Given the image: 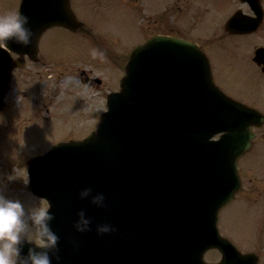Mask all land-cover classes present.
Masks as SVG:
<instances>
[{"label":"water","instance_id":"water-1","mask_svg":"<svg viewBox=\"0 0 264 264\" xmlns=\"http://www.w3.org/2000/svg\"><path fill=\"white\" fill-rule=\"evenodd\" d=\"M20 12L34 36L28 45L11 39L0 48V109L13 70L23 65L8 51L31 57L46 29L82 25L69 0H22ZM198 53L196 45L166 36L136 47L96 130L28 162L29 189L55 214L59 264H207L208 249H231L207 236L208 225L238 190L237 161L264 116L214 91ZM222 131L229 134L211 141ZM85 187L103 192L105 206L80 199ZM81 208L92 218L84 233L74 228ZM102 223L116 230L99 234Z\"/></svg>","mask_w":264,"mask_h":264},{"label":"rangeland","instance_id":"rangeland-1","mask_svg":"<svg viewBox=\"0 0 264 264\" xmlns=\"http://www.w3.org/2000/svg\"><path fill=\"white\" fill-rule=\"evenodd\" d=\"M124 1L72 0L73 11L86 22L92 32L88 37H96V42L61 27L51 28L41 43L42 53L51 63L34 66L28 62L27 67L16 70L5 107L0 111V190L5 195L31 202L27 161L62 140H79L94 130L95 122L105 110V95L118 90L123 66L133 47L144 44L153 33L172 35L175 31L183 37L200 36L218 22V13L228 6V0H208L212 8L209 16L195 25L197 12L188 15L187 3L184 5L182 1L177 5L183 10L176 16L169 11L175 4L163 0ZM19 4L20 0H0V15L18 11ZM195 5L193 2L192 6ZM172 20L177 23L175 30ZM197 40L204 42L200 37ZM239 42H244L242 47L246 50L251 40L242 38ZM237 60L240 77L233 75L239 84L232 85L218 77L217 82L236 94H244L242 86L255 90L250 83L256 77L255 69L242 58ZM81 69L89 72L91 78H100L102 84L85 81L79 73ZM255 91L258 93L254 96H263L253 99L256 109L264 112V87ZM263 133L264 128L259 132L260 143L264 141ZM253 154L252 167H256L260 159L264 160V150L259 148ZM261 168L259 165L256 170ZM236 212L241 231L233 239L238 246L248 249L254 245L255 238L240 234H248L245 225L250 218L241 215L240 210Z\"/></svg>","mask_w":264,"mask_h":264},{"label":"flooded vegetation","instance_id":"flooded-vegetation-1","mask_svg":"<svg viewBox=\"0 0 264 264\" xmlns=\"http://www.w3.org/2000/svg\"><path fill=\"white\" fill-rule=\"evenodd\" d=\"M124 1V0H121ZM171 4L169 11L173 16L180 12L181 7L177 5L178 2L187 3V8L190 11L188 15L197 12L198 20H195V25L204 18L209 16L211 12V4L208 0H163ZM196 5L193 7L192 3ZM214 9V8H213ZM183 10V9H182ZM218 22L209 26L206 32L201 33L200 36L183 37L184 39L196 41L201 46L202 51L207 55L213 79L215 84L228 96L238 100L251 107L257 108L256 103L253 101L255 98H263L262 95L254 96L255 90L264 87V0H228L227 10L218 13ZM171 18V17H170ZM235 18L231 28H228V21ZM172 27L176 29L177 23L172 20ZM195 29V27L193 26ZM85 34H90V31L83 30ZM175 33V32H174ZM176 35V34H175ZM200 37L204 42H199L197 38ZM249 38L246 50L242 47L244 42H239V39ZM42 53V52H41ZM39 52V60L35 64L49 63L46 56H41ZM238 58H242L246 63L252 66L256 73L254 78L250 81L254 89H246L245 86L241 87L242 92L245 94H236L230 91L225 85H221L218 80L221 78L226 83L238 85L234 75L237 76L239 70ZM85 81L94 83L96 78L91 80L89 73L85 70L80 72ZM234 74V75H233ZM240 77V76H237ZM249 78V77H248ZM102 84V83H101ZM258 109V108H257ZM263 129V128H262ZM258 136L253 141L250 151L239 161V172L242 179V187L236 194L232 202L226 205L219 215V230L223 237H227L233 244L243 253L251 254L257 257V264H264V160L258 162L256 167L262 165L260 171L256 167H252V157L257 149L264 150V141L260 143L259 132ZM264 135V133H263ZM249 182V184L247 183ZM235 210V211H234ZM236 210L241 211V215H248L250 221L245 225V230L248 234L241 233L240 237H254L255 243L250 248L245 249L237 245L233 237H237L236 232L239 231L236 217L238 216ZM236 244H235V243ZM215 255L213 261H218L222 255L217 251H212L208 254ZM247 264V263H245Z\"/></svg>","mask_w":264,"mask_h":264},{"label":"clouds","instance_id":"clouds-1","mask_svg":"<svg viewBox=\"0 0 264 264\" xmlns=\"http://www.w3.org/2000/svg\"><path fill=\"white\" fill-rule=\"evenodd\" d=\"M34 33L30 27V18L13 11L0 15V45L11 39L28 45ZM82 200L89 199L96 207L105 206V194L94 192L92 187H85L79 192ZM31 202L26 199L12 198L0 190V264H59V235L54 231L52 222L55 214L50 212L40 196L30 193ZM74 222L77 232L84 233L91 229L92 218L81 208ZM110 223L96 225L99 234L114 232ZM29 245L27 252L23 245Z\"/></svg>","mask_w":264,"mask_h":264}]
</instances>
